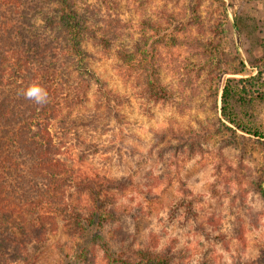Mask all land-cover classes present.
I'll return each mask as SVG.
<instances>
[{
  "label": "rangeland",
  "instance_id": "rangeland-1",
  "mask_svg": "<svg viewBox=\"0 0 264 264\" xmlns=\"http://www.w3.org/2000/svg\"><path fill=\"white\" fill-rule=\"evenodd\" d=\"M76 1L97 9L101 18L127 23L136 37L147 34L141 25L152 21L167 26L165 38L186 42L170 52L157 48L167 88L162 102L139 94L134 81L121 76L115 55L89 42L91 66L117 96L119 116L101 117L88 129L81 124L87 143L72 151L76 160L81 149L88 155L79 162L81 174L130 175L133 183L124 193L108 194L118 212L114 221L91 224L80 235L58 218L47 241L29 246L36 264H107L102 242L128 254L170 247L171 264H237L264 256V137L214 123L222 118L221 95L233 72L245 70L255 78L251 86L261 89L264 0ZM91 92L75 112L80 123L93 116L96 87ZM233 106L237 116L264 130V99L236 97ZM81 205L92 201L84 195Z\"/></svg>",
  "mask_w": 264,
  "mask_h": 264
},
{
  "label": "trees",
  "instance_id": "trees-1",
  "mask_svg": "<svg viewBox=\"0 0 264 264\" xmlns=\"http://www.w3.org/2000/svg\"><path fill=\"white\" fill-rule=\"evenodd\" d=\"M168 17L173 25L177 22L173 14ZM151 22L141 25L148 36L136 37L127 23L101 18L97 9L82 7L76 0H0V264H36L29 246L47 241L58 218L69 232L82 235L89 225L118 217L108 194L124 193L132 186V177L81 174L79 162L88 155L81 149L76 160L72 151L87 143L81 124L88 129L101 117L119 116L117 96L92 68L88 44L113 53L121 76L133 80L146 99L162 102L167 88L158 69L157 48L170 52L186 41L165 38L161 34L167 26ZM257 71L261 89L251 86L255 78L243 69L226 78L222 118L214 120L215 126L232 132L230 123L264 137V130L237 116L233 106L236 97L264 99V67ZM32 87L46 96L39 101L27 96ZM94 87L98 97L93 116L80 123L75 112L89 101ZM171 133L180 135L179 130ZM84 195L92 206L81 205ZM101 245L107 264H171L174 258L170 247H143L128 254ZM262 253L237 264H261Z\"/></svg>",
  "mask_w": 264,
  "mask_h": 264
},
{
  "label": "clouds",
  "instance_id": "clouds-1",
  "mask_svg": "<svg viewBox=\"0 0 264 264\" xmlns=\"http://www.w3.org/2000/svg\"><path fill=\"white\" fill-rule=\"evenodd\" d=\"M26 95L31 98H35L36 100L39 101L46 96V93L40 88L32 87L27 91Z\"/></svg>",
  "mask_w": 264,
  "mask_h": 264
}]
</instances>
